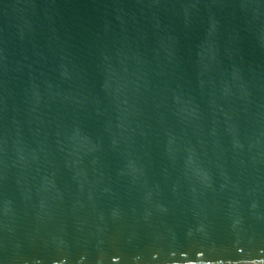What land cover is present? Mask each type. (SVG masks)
Here are the masks:
<instances>
[{
    "label": "water",
    "instance_id": "obj_1",
    "mask_svg": "<svg viewBox=\"0 0 264 264\" xmlns=\"http://www.w3.org/2000/svg\"><path fill=\"white\" fill-rule=\"evenodd\" d=\"M0 264H264V0H0Z\"/></svg>",
    "mask_w": 264,
    "mask_h": 264
}]
</instances>
